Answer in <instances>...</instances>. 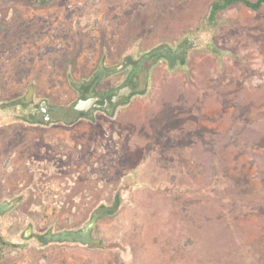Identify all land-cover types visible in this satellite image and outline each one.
Segmentation results:
<instances>
[{
  "label": "rangeland",
  "instance_id": "374dc122",
  "mask_svg": "<svg viewBox=\"0 0 264 264\" xmlns=\"http://www.w3.org/2000/svg\"><path fill=\"white\" fill-rule=\"evenodd\" d=\"M211 1L0 0L1 101L34 80L38 97L65 103L68 73L88 78L105 52L114 63L132 44L198 37L114 117L0 127V203L25 193L0 218L16 246L1 264H264V5L209 22ZM100 204L112 210L92 245L19 239L27 222L76 230Z\"/></svg>",
  "mask_w": 264,
  "mask_h": 264
},
{
  "label": "flooded vegetation",
  "instance_id": "af4514ba",
  "mask_svg": "<svg viewBox=\"0 0 264 264\" xmlns=\"http://www.w3.org/2000/svg\"><path fill=\"white\" fill-rule=\"evenodd\" d=\"M197 45L198 37L190 38L189 36L150 47H142L139 43L132 44L126 52L117 55L119 60L114 63H106L108 53L105 52L102 54L99 65L88 78L70 81L68 73L73 98L61 104L51 102L49 98L38 97L35 93V82L31 80L27 83L22 95L7 101L0 100V127L5 124L12 125L9 131L14 134L18 129L57 126L69 128L81 125L80 123L92 126L99 120L114 117L121 106L141 93L137 86L142 77L147 80L155 66L162 62L168 67L183 64L187 54ZM117 76L120 78L117 79ZM105 81H110V83L104 84ZM129 89L130 92L126 96ZM121 90L124 95L113 101V98ZM90 98L96 99L93 104L87 107L81 104ZM24 196L25 193L11 200L4 199L0 203V218L6 213L14 212L16 207L25 201ZM97 210L100 211L101 216L108 214L112 209L105 204H100L91 212L89 221L97 213ZM85 225L69 232L80 233ZM92 229L89 231L90 237H92ZM61 233L63 231L55 232L52 227L39 232L31 222H27L19 232V239L26 242L32 241L37 246H45L52 242L63 241V239H56ZM73 241L83 243L82 241Z\"/></svg>",
  "mask_w": 264,
  "mask_h": 264
},
{
  "label": "trees",
  "instance_id": "16d2710c",
  "mask_svg": "<svg viewBox=\"0 0 264 264\" xmlns=\"http://www.w3.org/2000/svg\"><path fill=\"white\" fill-rule=\"evenodd\" d=\"M238 5L244 6L251 11H257L264 5V0H213L211 1L209 6V22H213L216 19L217 15L222 11L232 7H236ZM86 237L88 238L89 236L87 235ZM88 244L92 245L93 243L89 242ZM14 247L16 246L13 243L5 241L2 237H0V260L2 259V256L4 255L5 251H7V249L9 250ZM1 263L2 261L0 262V264Z\"/></svg>",
  "mask_w": 264,
  "mask_h": 264
},
{
  "label": "water",
  "instance_id": "95a60500",
  "mask_svg": "<svg viewBox=\"0 0 264 264\" xmlns=\"http://www.w3.org/2000/svg\"><path fill=\"white\" fill-rule=\"evenodd\" d=\"M130 92V89L128 90V92H126V96H128ZM122 95H124V92L121 90L118 92L117 96L113 98V101H116L117 99H119L120 97H122ZM96 99L95 98H90V99H87L86 101H83L81 102L82 105H86L89 106L91 104H93V102L95 101ZM77 109H80V108H77ZM86 109V108H85ZM114 205H118V203L116 202ZM109 211V210H108ZM97 213H95L92 218L90 219V221L85 225V227L83 228L82 231L79 232H63L61 234H59L56 239H63V240H67V241H82L83 243H94L95 240H93L90 236H89V231L90 229L94 228L95 226V221L97 220V218L100 216V211L97 210L96 211ZM110 212V211H109ZM89 236L88 238L86 236Z\"/></svg>",
  "mask_w": 264,
  "mask_h": 264
}]
</instances>
